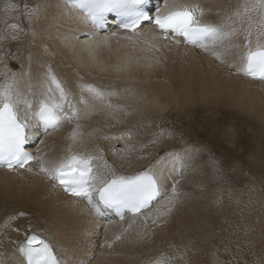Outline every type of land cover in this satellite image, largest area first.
Returning a JSON list of instances; mask_svg holds the SVG:
<instances>
[{"label":"bare ground","instance_id":"bare-ground-1","mask_svg":"<svg viewBox=\"0 0 264 264\" xmlns=\"http://www.w3.org/2000/svg\"><path fill=\"white\" fill-rule=\"evenodd\" d=\"M180 2L199 4L205 9V21L220 22L245 0ZM87 28L65 0H36L34 3L0 0V83L5 73L10 76L11 71H15L23 81L22 90L27 91L31 83L36 91L43 71L51 65L77 99V85L81 82L121 93L111 102L122 106L124 111L114 115L106 110L98 111L82 119L83 135L79 141L69 140L72 125L64 123L56 131L34 139L30 151L43 157L45 162L58 161L70 154L71 145L73 153L102 155L103 159L94 161V167L103 169L106 162V171L117 175H129L151 165L162 175L168 188V195L152 208L169 199L174 184L179 198L172 212L157 225L149 221L148 234L141 238L144 225L140 217L135 218V224L125 233L134 219L132 215L119 221L105 218L103 214L95 215L83 200L54 188L52 182L37 174L39 161L32 162V173L19 170L22 174H18L0 168V264H24L18 242H22L25 235L12 230L9 219L14 215L12 210L26 214L20 216L14 226L30 225L32 232L48 237L65 264H148L150 260L177 255H182L183 260L172 264H204L209 235L203 207L211 200L206 194L215 199L222 182L238 187L250 179L259 185L262 181L236 158L242 149L235 143L236 132L228 136L227 130L225 136L223 126L216 129L217 135H213L222 145L216 150L217 166H213L210 164L212 156L205 155L206 141L189 143L190 135L185 128L176 134L172 129L166 131L167 128L159 133L155 127L162 125L169 114L190 116L198 109L207 113L214 108L213 113L220 111L218 108L227 110L228 107L255 113L263 121L264 82L237 74L235 67L229 68L201 50L183 45H173L171 50L162 49L161 53H145L134 52L126 41L113 40L110 46H102L96 52L93 63L82 51L86 42L83 33ZM12 36L17 39H11ZM137 56L141 59L137 60ZM157 57L159 64L154 63ZM146 58L153 61L152 68L145 66ZM225 59L236 60L233 56ZM125 62L129 68L117 72L115 66ZM124 89L129 91L124 92ZM140 123L143 129L136 130ZM121 133H130L132 139H103ZM178 138L180 144L177 145ZM126 144L134 146L135 151L129 154ZM249 147L254 149L253 145ZM113 148L124 151L113 152ZM246 152L251 153L249 149ZM117 235H123V239L116 241ZM107 243H112L113 247L107 248Z\"/></svg>","mask_w":264,"mask_h":264},{"label":"snow or ice","instance_id":"snow-or-ice-1","mask_svg":"<svg viewBox=\"0 0 264 264\" xmlns=\"http://www.w3.org/2000/svg\"><path fill=\"white\" fill-rule=\"evenodd\" d=\"M65 3L80 12L92 28L91 32L84 34L86 42L82 51L93 63L96 62V52L102 46H110L113 40L126 41L134 52L145 53H161L162 49L171 50L173 45H183L199 49L229 68L235 67L237 74L264 82V0H245L220 22L205 21L203 17L206 13L202 6L180 0H65ZM109 28L116 30L109 31ZM101 32L106 34L100 37ZM11 39L17 37L12 36ZM240 40L242 43L238 42ZM226 56H233L236 60L230 62L225 59ZM146 59L148 63L145 66L148 68L160 63L159 57L154 63L151 58ZM128 68L127 62L115 66L117 72ZM77 87L78 99L51 65L43 71L36 91H33L31 83L27 85V91L22 90L23 81L15 71H11L10 76L5 73V79L0 83V167L18 174H22L19 170L32 173V162L39 161L37 174L52 182L54 188L83 200L95 215L109 211L123 220L125 214L130 213L134 219L124 230L125 233L135 224V218L140 217L144 225L143 238L148 234L149 221L151 225H157L162 217L169 215L180 195L174 184L169 199L152 208L153 204L168 195L162 175L153 170V166L132 175H117L114 171H106V162L103 169L94 167V161L103 159L102 155L73 153L71 145L68 148L70 154L58 161L45 162L43 157L28 151V146L39 135L56 131L64 123L72 125L68 138L75 143L83 135L82 119L98 111L106 110L113 115L124 111L122 106L111 102L121 93L92 83L81 82ZM125 137L132 139L130 133L104 136L103 139L123 140ZM125 149L129 154L135 151L134 146L127 144ZM123 151L113 148V152ZM18 215L26 214L21 212ZM11 227L13 231L25 235V239L18 242L24 264H63L52 244L32 232L30 225ZM115 239L120 241L123 235H117ZM106 247L111 249L113 244L107 243ZM176 260L182 261L183 256L154 259L148 264H172Z\"/></svg>","mask_w":264,"mask_h":264},{"label":"rangeland","instance_id":"rangeland-1","mask_svg":"<svg viewBox=\"0 0 264 264\" xmlns=\"http://www.w3.org/2000/svg\"><path fill=\"white\" fill-rule=\"evenodd\" d=\"M29 2L34 3L36 0H29ZM213 109L208 110L207 113L198 109L190 116L182 113L169 114L162 125H155V130L160 133L167 128L166 131L172 129L177 134L178 130L187 129L190 135L189 143L198 140L206 141L205 147L208 151L205 155L212 156V160L209 161L213 166H217V151L222 145L214 136L217 135L216 129L220 128V125L223 126V131L220 130L225 136H227L225 134L227 130L228 136L236 132L235 143L242 147L236 158L252 170L262 182L259 185L250 179L238 187L222 182L223 185L220 184L217 189V191L220 189L217 193L219 195L221 193L220 196L217 195L214 199L206 194L205 197L212 201H208L205 208L203 207L206 232L209 235L206 242L209 248L205 251L204 264H264V120L262 121L255 113L240 112L232 107H228L227 110L218 108L220 111L212 113ZM138 125L136 130H142V124ZM206 137H208L207 140ZM158 138L160 137L157 136ZM176 141L177 145L180 144L179 138ZM249 145H253L254 149ZM248 149L253 156L246 152ZM210 167L208 165V168ZM12 212L14 214L12 217H16L14 220L11 219L14 226L17 225L20 216L16 214L18 210H12ZM21 221L25 222V219Z\"/></svg>","mask_w":264,"mask_h":264}]
</instances>
